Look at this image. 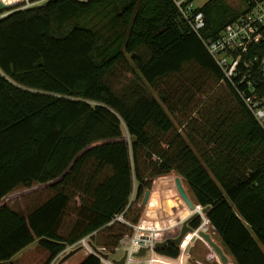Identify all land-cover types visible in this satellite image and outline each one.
I'll list each match as a JSON object with an SVG mask.
<instances>
[{
	"label": "trees",
	"instance_id": "obj_1",
	"mask_svg": "<svg viewBox=\"0 0 264 264\" xmlns=\"http://www.w3.org/2000/svg\"><path fill=\"white\" fill-rule=\"evenodd\" d=\"M201 10L203 38L242 14L227 0ZM129 56L149 86L196 65L225 88L233 107L202 127L207 164L176 131L166 96L142 85L120 95L108 84ZM223 80L173 0H57L0 21V264H53L84 238L114 252L133 237L154 180L173 172L211 206L207 218L235 263L264 264V130ZM201 223L197 216L192 227Z\"/></svg>",
	"mask_w": 264,
	"mask_h": 264
},
{
	"label": "rangeland",
	"instance_id": "obj_2",
	"mask_svg": "<svg viewBox=\"0 0 264 264\" xmlns=\"http://www.w3.org/2000/svg\"><path fill=\"white\" fill-rule=\"evenodd\" d=\"M207 1L209 0H197L196 5H201L203 3H206ZM230 3L233 4L232 2ZM138 55L144 58L148 57V54L144 49L140 50L138 52ZM134 69V62L129 56L124 64L118 65L116 67L114 73L107 80L108 84L116 93L120 95H123L127 90L132 89L134 85H142L143 89L148 93L149 96L155 97L160 100L162 95L166 96L168 98V102L164 103V106L175 122L176 131L182 133L187 138V140L191 142V146L193 147V149L197 152L201 160L205 162L204 158L201 156V153L206 150L211 151V147L208 146L207 139H205L203 135H201L202 127L205 128L204 131L209 130L211 122L218 119L223 113H226L228 109H231L233 107L232 102L228 105L230 98L227 99L225 88L221 87V85H218L217 81L212 76L206 74L201 68L196 65L188 66L186 68V72L181 76H172L168 79L162 80L157 86L147 85L140 76L133 74ZM91 104L94 106L97 105L96 102H91ZM121 127L123 133L130 139L124 121H122ZM188 135L191 139L188 137ZM177 177H180L182 179L190 198L196 203L192 191L189 189L186 181L182 176H179L177 173L173 172L170 175L159 177L154 180L153 188L151 190H148L150 191V197L148 202L144 205L146 209V211L144 210L145 217L142 220L143 223L142 221L140 222V225L142 223L146 228L141 229V227H139L140 225L138 226L139 228L135 229L134 227L135 235L133 236L135 237L141 235L142 239H140V241L138 239H135L136 237L133 239L126 238L120 243L121 246L114 250V252L105 249L107 253L111 254L109 259H105L102 256L98 255L95 250L88 245L89 249L85 250L84 247V249L81 250L74 258H71L69 260V264H73V262L75 264H79L90 255H96L101 259L102 263L105 264H118L114 263V260L120 261L125 256V254L129 252L128 250H130V252H136L139 247H154L156 243L164 241V236L170 238L174 225L171 223H169L170 225H167L166 223H160V225H158L157 223H155L159 222L158 220H152L153 213L156 211L157 207L165 206L167 210H170V208L168 207L169 204L170 206L177 205L178 207L179 205H182L184 207L183 211L186 212L185 215L188 218L195 214H199L198 216H200L203 220L200 231L211 234L224 246L221 238L212 228L210 221L206 219L205 215H202L201 209L200 211H198L199 207L191 209L188 203L180 197L176 187ZM137 188L138 183L136 182L135 191L132 196L133 200L136 198ZM146 193L141 198L142 203L146 196ZM179 209L182 208L179 207ZM179 226L180 225H178L177 227ZM155 234L157 235L154 238L153 236ZM197 239H199V236L197 237L196 233H191L184 240L182 252L189 248V242L196 241ZM200 239L203 238L200 237ZM89 241L90 239H87V242ZM82 242H79L73 246H68L67 249L53 262V264H59L60 259L70 250L80 245L84 246ZM201 243H203V245H201V248L203 249L204 247H207L209 249H207V251H210V253H214V258H212L210 261L206 260V253H203L201 251H199V253H194L195 256L201 258L205 264H224L220 256L206 241H201ZM131 246H135L137 248L132 247L131 249ZM179 256L178 259L172 260L164 256L161 257L160 254L154 253L152 249L151 251H148V254H146V256L136 257V260H132L129 264H186L188 253L184 252L182 256Z\"/></svg>",
	"mask_w": 264,
	"mask_h": 264
},
{
	"label": "built area",
	"instance_id": "obj_3",
	"mask_svg": "<svg viewBox=\"0 0 264 264\" xmlns=\"http://www.w3.org/2000/svg\"><path fill=\"white\" fill-rule=\"evenodd\" d=\"M46 1L49 0H0V3L6 6V10L0 9V19L17 11L33 9ZM77 1L89 2L92 0ZM173 1L181 17L190 25L192 31L201 37L207 51L224 73L222 83L228 82L236 89L248 110L264 130V81L258 79V77L264 78V0H227L238 7L242 14L238 19L228 24L216 38L201 36L207 26L205 14L201 9L209 1L201 5H196L197 0ZM200 228H196L197 230L194 232L199 238ZM156 235L153 237L155 238ZM133 238L134 236L130 239ZM165 238L164 236L163 240ZM87 239L89 238H84L80 242L83 241V244L85 241L87 242ZM183 244L184 242L179 247L181 251ZM132 247L137 248L131 246V249ZM140 248L142 247H139L137 251ZM151 248L154 253H157L154 247ZM128 251L126 264L136 260L134 253L137 251Z\"/></svg>",
	"mask_w": 264,
	"mask_h": 264
},
{
	"label": "water",
	"instance_id": "obj_4",
	"mask_svg": "<svg viewBox=\"0 0 264 264\" xmlns=\"http://www.w3.org/2000/svg\"><path fill=\"white\" fill-rule=\"evenodd\" d=\"M57 0H49L46 1L45 3L33 8V9H41V8H45L47 7L50 3L55 2ZM0 9L2 10H6V6L3 5L2 3H0ZM5 18H1L0 21L4 20ZM176 187L177 190L179 192L180 197L185 200L189 207L191 209H195V207H199L202 211V215H205L206 219L207 218V213L210 211L211 206H206V207H202L201 205L195 203L194 201H192V199L190 198L184 184L183 181L180 177L176 178ZM150 197V191H147L146 196L143 200V204L145 205ZM196 205V206H195ZM199 214H195L191 217H187L185 219V221H183L182 226L180 228H177L175 226H173V232L170 238H166L164 241L158 242L155 244L154 248L156 249V251H158V249H162L164 248L166 245H168L169 243L180 247L182 245V243L184 242L185 238L191 234L194 233L197 229H194L190 226V223L192 222V220H194ZM209 221V220H208ZM203 222V220H202ZM202 226V223L199 227ZM168 227V226H167ZM168 231V230H167ZM170 231V230H169ZM168 233V232H167ZM171 233V232H170ZM200 237H202L214 250L215 252L220 256L222 262L224 264H228L229 263V258H228V251L222 248V246H220L217 242L214 241V239L212 238V235L209 233H204L203 231L199 232ZM89 244L93 247V249L95 250L96 253H100V256H102L105 259H109L110 255L109 253H107V251L103 248H99L96 245H94L91 241H89ZM121 246V244L119 245V247ZM83 249V245H80L72 250H70L67 254H65L59 261V264H64L67 261H69L72 257H74L76 254H78L81 250ZM152 249L151 247H142L140 248L136 253H134L135 257H144L146 256V254L148 253V250ZM105 250V251H104ZM128 253L127 252L125 254V256L120 260V261H116L114 260V263H118V264H126V259L128 258ZM158 253V252H157ZM181 255V254H180ZM105 264V263H102Z\"/></svg>",
	"mask_w": 264,
	"mask_h": 264
},
{
	"label": "crops",
	"instance_id": "obj_5",
	"mask_svg": "<svg viewBox=\"0 0 264 264\" xmlns=\"http://www.w3.org/2000/svg\"><path fill=\"white\" fill-rule=\"evenodd\" d=\"M168 207L170 208V210H167L165 206H163V207L162 206L157 207L156 211L153 213L152 220L153 221H155L154 219L158 220L159 222H155L158 225H160V223L161 224L166 223L167 225L169 223H171L175 227H177L178 225L182 226L183 221H185V219L187 218V216L185 215L186 212L183 211V208L184 207L182 205H179V207L182 208V209H179V207L177 205L176 206L175 205H171L170 206V204H169ZM145 211H146V209H145ZM144 217H145V212L143 213V216L141 218V221L143 220ZM180 226L177 227V228H180ZM212 238L214 239L215 242H217L224 249V246L222 245L221 242L217 241L213 236H212ZM33 247H34V245L30 246L29 248H33ZM227 255H228V258H229V263L230 264H236L235 261H234V259L232 258V255L229 254V253ZM162 256H164L166 258H170L172 260H176L177 259V258H172V257L166 256V255H161V257ZM189 256H190V259H189ZM74 257H72V258H74ZM212 258H214V253H209V254L206 255V260H209L210 261ZM65 264H69V261L67 263H65ZM73 264H75V263L73 262ZM186 264H205V263H204V261L201 258L195 256L194 253H188V259H187V263Z\"/></svg>",
	"mask_w": 264,
	"mask_h": 264
},
{
	"label": "flooded vegetation",
	"instance_id": "obj_6",
	"mask_svg": "<svg viewBox=\"0 0 264 264\" xmlns=\"http://www.w3.org/2000/svg\"><path fill=\"white\" fill-rule=\"evenodd\" d=\"M193 221V220H192ZM190 226L192 227V222L190 223ZM193 228V227H192ZM168 234V233H167ZM166 238H167V236H165ZM165 238V239H166ZM205 241V240H203V239H197L196 241H191V242H189V248L187 249V250H184L183 252L181 251V253H184V252H186V253H199V251H201V252H203V253H206V255L207 254H209L210 252L209 251H207V248L206 247H204L203 249L201 248V245H203V243H201V241ZM168 245H170V243L168 244ZM168 245H166V246H168ZM181 250V249H180Z\"/></svg>",
	"mask_w": 264,
	"mask_h": 264
},
{
	"label": "bare ground",
	"instance_id": "obj_7",
	"mask_svg": "<svg viewBox=\"0 0 264 264\" xmlns=\"http://www.w3.org/2000/svg\"><path fill=\"white\" fill-rule=\"evenodd\" d=\"M90 246H91V245H90ZM91 247H92V246H91ZM83 249H84V246H83ZM83 249H82V250H83ZM97 254L100 255V253H97ZM86 258H87V257H86ZM86 258H85V259H86ZM85 259H84V260H85ZM80 263H81V262H80ZM80 263H79V264H80Z\"/></svg>",
	"mask_w": 264,
	"mask_h": 264
}]
</instances>
